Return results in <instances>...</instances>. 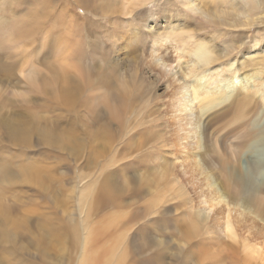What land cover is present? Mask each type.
<instances>
[{
	"label": "rangeland",
	"instance_id": "obj_1",
	"mask_svg": "<svg viewBox=\"0 0 264 264\" xmlns=\"http://www.w3.org/2000/svg\"><path fill=\"white\" fill-rule=\"evenodd\" d=\"M145 1L0 0V18L8 20L4 28L0 26V165L8 163L12 169L10 178H0V234L7 238L0 239V264H81L90 247L84 240L87 224L105 227L91 246L97 256L104 255L102 246L124 235L113 249L117 255L126 252L123 264H264V222L256 212L243 207L233 210L232 217L240 222L237 241L224 228L237 188L226 184L221 159L240 149L236 146L241 132L231 133L240 115L221 120L220 108L219 114L211 111L200 120L198 103L182 108L187 99L180 93L182 72L189 70L166 68H176L179 45L193 47L187 36L170 37L173 26L181 31L192 26L197 39L207 41L212 27L199 29L198 18H192L181 0ZM34 14L40 16L33 18ZM149 25L166 41L162 46L158 43L159 48ZM140 30L146 35L142 42L133 39L130 44L128 38ZM248 41L247 48L232 57L237 70L228 77L256 72L240 70L239 64L264 57V28L249 33ZM258 77L257 83H263L264 73ZM260 89L259 94L264 93V86ZM258 98H251L257 112L247 120L262 128L264 108ZM179 125L185 131H179ZM13 128L27 132L26 138L16 137ZM45 132L51 136L49 141L43 140ZM235 156V175L251 183L238 186L261 198L264 205V140L251 141ZM195 157L199 168L188 164ZM33 166L40 169L35 175L27 172ZM95 182L97 190L110 191L108 197L120 191L117 201L122 206L113 200L100 211H87L82 193ZM220 193L227 203L211 212L204 210L209 207L206 202ZM241 212L250 215L246 222ZM115 215L121 218L111 223ZM195 223L198 229L193 228ZM147 240L163 245L148 247ZM245 240L260 245L262 256L248 260ZM157 255L162 257L155 259Z\"/></svg>",
	"mask_w": 264,
	"mask_h": 264
},
{
	"label": "bare ground",
	"instance_id": "obj_2",
	"mask_svg": "<svg viewBox=\"0 0 264 264\" xmlns=\"http://www.w3.org/2000/svg\"><path fill=\"white\" fill-rule=\"evenodd\" d=\"M146 1L148 2V0H146ZM146 1H145V3H147ZM181 3L183 4V6L187 7L188 12L191 13L190 15L192 16V18H198L197 19L198 22H199L198 24L200 25L199 26V29L205 28V25H209V26L212 27L211 29H209V32H211V34H212L210 36H212V37H211V41H207L205 39H197L198 36L195 35L193 33L194 31L191 29L192 26L191 27H189V25L186 26L187 31H181L182 28L177 27V26H173L172 29H171V31H170V34H171L170 37H175L176 35H184V36H187V38H188L187 40L189 42H192L193 43V47L191 46V43H188V46H189V49L190 50H188L187 48L183 47L182 44L179 45L178 46V51H176V53H177V60L175 61L177 63V65H175L176 68L174 67V65L166 66V68H169L170 70H175L177 68H180V70H189L188 72H185V71L182 72L183 80H181V82H183L184 84H183V88H181V89L182 90L184 89V90L183 91H180V93L182 95H184L185 97H187V99L184 98L185 99V104H184V106H182V108L183 109L192 108V105L193 104L198 103L197 104L198 111L201 114L200 117H199L200 120H202L203 117L205 115H207L208 113H210L211 111H215L216 112V110L217 109H220V108H221V110H220L221 111V120H224V117L229 116V115H234L235 113H237L238 115H240L239 116V118H240L239 125L236 124L238 126L235 125L236 127H234L233 130H231V133L232 134L234 132H241V137L242 138H241L240 142L237 143V146H236L237 148L238 147L240 148L239 151L235 153V155H237L238 153L241 152V149H243L246 146H248V144L251 141L252 142H259V141H263L264 140V126L262 128H259V127L255 128L252 125L251 120L250 121L247 120V118L250 115H252V113L257 112L256 111V106L254 108V105L251 102V98L257 97L259 95V98L258 99L262 103V106H263L262 108H264V93L259 94L261 92L260 87L264 86V84H263L264 82L259 84V83H257V81L259 82V80H256L257 79L256 77H258V76H261L262 75V77H263V73H264V57H262L261 60H256L255 57H253V58H251L249 60L248 59H245V60H242V62L239 64L240 70H246V69L247 70L248 69L249 70H256V72L254 73V75H245L246 73H244L243 76H231V77H228L227 76L229 72L231 73V75L236 72L235 70H237V69L234 67L235 66L234 65L235 62H233L231 59H232V57L240 54L241 52H243L247 48V45H248L249 41L246 42V38H247L248 34L249 33H252L254 31V29H259L260 30L261 28H264L263 27L264 26V0H181ZM63 4H64V1H63ZM3 9H1V10H3ZM6 9L7 8H5V10ZM127 12H128V10H127ZM0 13H1V11H0ZM63 13H64V11H63ZM38 16H40V15L39 14L38 15H35L33 18H36ZM22 17L26 18L25 15L24 16L22 15ZM61 17H63V15ZM33 18H31V19H33ZM27 20H29V22H30V19H27ZM22 21H24V20H22ZM7 22H8V20H6L4 18H0V26H2V25L5 26L7 24ZM13 22H15V21H13ZM35 22H37V21H35ZM15 23H17V25L20 24V23L18 24V22H15ZM4 26H2L1 29L4 28ZM77 26L79 27L78 24H77ZM86 26H88V25H86ZM19 27H21V26L19 25ZM29 27H27V28L29 29ZM80 27L82 29V26H80ZM149 27H151V25H149ZM27 28L25 27L24 30L27 29ZM30 28L32 29L33 27H30ZM87 28L88 27H86V29ZM5 29H7V27H5ZM150 29L152 30L151 32L154 33V42H155L154 45L156 47L158 46V48H159V45L162 46L163 43L164 44L166 43V41L165 42H162V36L159 37L161 35V33L155 32V28H154L153 25H152V27ZM0 32H2V30ZM75 32H77V31H75ZM82 32H83V29H82V31L80 33H82ZM212 32H214V33H212ZM145 36L146 35L144 34V32L142 30H140V31L136 32L135 34H133V36H130V37L128 36L129 37L128 39L130 40L129 43L132 44L133 39L135 40L134 42H136V41L137 42L138 41L139 42H142V38L145 37ZM204 36H205V34H204ZM207 36H209V34ZM250 38H252V37H250ZM256 40L258 41V39H256ZM84 41L85 40H83L82 42L84 43ZM220 41H223L225 43L224 44V47H222V45L219 44ZM254 42H256V41H254ZM158 43H159V45H158ZM74 46H76V45H74ZM81 46H82V43H81ZM77 47H79V45L76 46V48ZM156 47H155V49H156ZM79 48H81V47H79ZM129 49L132 51V48H129ZM79 51H81V50H79ZM158 51H159V54H160V51L161 50L158 49ZM156 52H157V50H156ZM77 53H79V52H77ZM184 57L186 59L188 58V61H186V59ZM158 59L159 60L162 59L161 56H158ZM81 60H82V62H80V63H84L83 62V59H81ZM184 61H186V63L183 66V62ZM259 65H261V66H259ZM201 70H203V71H201ZM212 70H214V71H212ZM232 70H234V71H232ZM3 72H1V73H3ZM220 73L222 74L223 79H221ZM90 75H91V73H90ZM87 78H88V76H87ZM83 79H85L84 76H83ZM89 79H91V78H89ZM190 80H194V81L191 82ZM89 81L91 82V80H89ZM113 81H114V79H113ZM253 83H255V84H253ZM150 90H152V89L150 88ZM134 92H136V90ZM109 93L112 96V98H115L114 92L112 90L109 91ZM125 94L127 95V101H129V99H130L129 89H126ZM172 94H174L173 91H172ZM140 97H141V95H140ZM171 97H173V95H171ZM134 101H136V100H134ZM134 101H131V103H133ZM178 101H179V99L177 100V102ZM259 101L256 102V105L257 106H259V104H260ZM138 102H140V101H138ZM108 104H109V102H108ZM148 104H150V103L148 102ZM130 105H129V107H130ZM125 107L128 108L127 105ZM133 107L134 106H132V108ZM89 110H92V109L89 108ZM114 113H115V115H117V111H114ZM216 113L219 114L220 112L219 113L216 112ZM119 116H121V115L119 114ZM170 120H172V119H170ZM181 120H182V118H181ZM179 122H180V120H179ZM181 122H183V121H181ZM248 123H251V126L248 127ZM226 125H228V124H226ZM229 125H231V123ZM15 127H16V125H15ZM184 127L182 125H179V127H178L180 129L179 131H185V128ZM43 131H44V129H43ZM13 133H14V135L16 137L17 136H22L23 138H26V135L25 134H27V132L25 134L20 133V131L17 130V129H14ZM176 134L177 133H175V135ZM0 135H1V133H0ZM42 137H43V140L49 141V139H50L51 136H50V134H48L47 132H45V133H43V136ZM2 139H3V137H2ZM176 139H177V137H176ZM183 140H184V138H183ZM19 141L20 142L21 141L23 142V140H19ZM142 141H143V138H142ZM52 142H53V140H52ZM140 142H141V140H140ZM56 144H58V141H57ZM79 145L77 146V148L78 147L81 148V146H79ZM184 145H185V143H184ZM53 146L56 147L55 146V143H54ZM50 147H52V146H50ZM142 148H144V147H142ZM224 149H226V148H224ZM70 151H71V149H70ZM60 152H61V150H60ZM75 155H77V153ZM235 155L233 154V156H235ZM221 157H223V156H221ZM230 157L228 159H224V158L221 159V168L225 172L224 175H225L226 184L228 185V182H229L232 186L235 185L234 187H236L237 189H234L231 186L230 187L232 189H234V190H237V191H234V194L232 195L231 200L229 202V204L230 205L233 204L234 207H233V209H230L229 211L227 210L228 211V214L224 218V226H225L224 228H225V230H226L229 238L235 242V241H237L236 240L237 239V235L235 233V231L237 230V226L236 225L237 224H240V222L238 223L232 217L233 216V210L235 209V207H243V208H246L252 214H253V212H256V218H259L260 220H262L264 222V205L262 204L261 198H259V200H257V199H255V198L252 197L254 195H248L246 193L247 188H245L244 185H243V188H245V192H242V189L238 185L241 186L242 184H245L246 182H244V180L240 176L235 175V174H238L237 173L238 169H237V167L234 164L233 158L231 157L232 158L231 159ZM236 162H237V160H236ZM191 163H192L193 166H196V168L201 167V164L197 160V157H195L194 159H191V161L188 164H191ZM5 164L6 165H4V164L0 165V178L8 179V178H10L12 176V169L9 166L8 163H5ZM39 171H40V169L38 167L33 166L27 172L35 175V172H39ZM208 179H207V181H208ZM210 181H211V179H210ZM246 184H250L251 185V183H249V182L246 183ZM91 187L92 188H88L86 191L84 190L85 192L83 191V193H82L83 194L84 201H86L87 206H88L87 211L89 210L90 212H97V211H100L102 208H107L108 206L111 205V203L113 202V200H116L117 201L118 197H121L122 196L121 192L118 191L119 192V195L112 196V194H110V197H108V194H109L110 191L108 189H106V187H103L101 190H97V183L96 182L93 183L91 185ZM96 190H97V192H96ZM221 192H224V191H221ZM0 195H1V193H0ZM211 198H213V197H211ZM110 200H112V201L110 202ZM0 201H2L1 198H0ZM216 201H217V203H215ZM223 202H225V197H224V194H221L220 193V195L218 197L216 196V198L214 197L213 199H211V201L206 202L209 207L208 208H204V210L205 209H208V210L211 209L210 210V212H211L212 209L215 206H218V205H220ZM0 203L3 204V201L0 202ZM118 203H119L120 206H122V204L120 202H118ZM225 203H227V202H225ZM82 204L85 205L84 202ZM245 205H247V206H245ZM235 211H236L235 213L237 214V212L239 210H235ZM246 212H248V211H246ZM240 216L243 217V220L245 221L246 217L247 216H250V215L249 214H246L244 212H241L240 213ZM202 217H203V214H201V212H200L199 218H202ZM120 218H121L120 215H115L113 218L110 219V222L111 223L117 222ZM199 227L200 226H199L198 223L193 224V228L194 229H198ZM100 229L103 230V229H105V227L102 226ZM100 229H99L98 226H89L87 224L86 230H87L88 233L86 232V234H85L86 238L84 237L85 238L84 240H85V245L86 246L87 245L90 246L88 248V251L89 250L90 251L89 252L87 251L86 253L83 254V256L81 258V261H80V262H82L81 264H106L109 261L112 264H123V261H126V252H120V255H117V252H115L113 250L116 247V245L122 243L120 239L124 236L123 234H120L109 245L102 246L104 248V255L101 254L100 256H97L96 247L95 246H94L95 248L91 247L96 242V240L99 237V235L102 233V230H100ZM1 230H2V228H1ZM73 234L75 235V238H76L78 233L75 232ZM0 239H7V238L5 236H3V235L0 234ZM82 239L83 238H81V240ZM259 244H261V243H259ZM162 245L159 242H157L156 240H149L147 242V245L146 246L153 247V246H162ZM243 247L248 252V254H247V256L249 257L248 260L253 259L256 255H258L259 257H260V255L262 256L263 250H262V247L260 245H257V244L249 245V243H247V240H245L244 241V244H243ZM144 248L145 247L143 246V244H141L139 246V250H142L143 251V250H145ZM258 256H257V258H259ZM161 257L162 256L157 255L155 257V259H158V258H161ZM105 259H107V260H105ZM245 262H246V260H245Z\"/></svg>",
	"mask_w": 264,
	"mask_h": 264
}]
</instances>
